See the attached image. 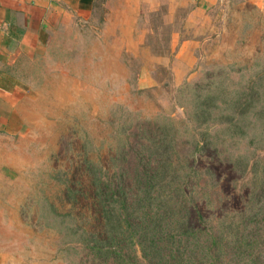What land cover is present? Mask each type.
<instances>
[{"label": "rangeland", "instance_id": "374dc122", "mask_svg": "<svg viewBox=\"0 0 264 264\" xmlns=\"http://www.w3.org/2000/svg\"><path fill=\"white\" fill-rule=\"evenodd\" d=\"M177 3L98 0L23 60L16 134L0 133V264H76L63 192L95 172L132 175L148 155L183 179L214 232L245 220L264 174V0ZM261 201L250 213L264 214ZM255 238L264 264V230Z\"/></svg>", "mask_w": 264, "mask_h": 264}, {"label": "trees", "instance_id": "16d2710c", "mask_svg": "<svg viewBox=\"0 0 264 264\" xmlns=\"http://www.w3.org/2000/svg\"><path fill=\"white\" fill-rule=\"evenodd\" d=\"M234 126L235 132L245 134L243 121ZM166 142V137H160L156 145L162 151L169 145ZM149 159L150 155L132 175L118 169L105 180L95 172L88 188L76 183L67 186L63 200L69 209L60 218L63 223L72 222L69 236L81 237L82 246L73 249L76 264H232L236 260L257 264L263 258L254 250L262 242L255 237L264 230V214L259 209L250 211L263 204L264 174L260 192L251 194L244 205L248 210L243 213L245 220L225 223L217 234L183 179L176 172L168 173L160 161L159 168L149 167ZM231 251L234 255L227 256Z\"/></svg>", "mask_w": 264, "mask_h": 264}, {"label": "crops", "instance_id": "0c3cea01", "mask_svg": "<svg viewBox=\"0 0 264 264\" xmlns=\"http://www.w3.org/2000/svg\"><path fill=\"white\" fill-rule=\"evenodd\" d=\"M163 1L170 8L178 4L177 0ZM97 3L98 0H0V133L5 138L16 134L17 108L24 92L16 76L21 74L17 70L23 60L42 52L64 19L89 14ZM7 170L14 171L9 166Z\"/></svg>", "mask_w": 264, "mask_h": 264}]
</instances>
